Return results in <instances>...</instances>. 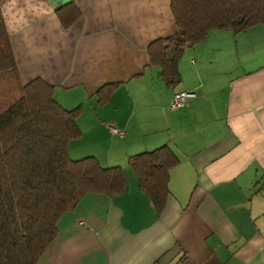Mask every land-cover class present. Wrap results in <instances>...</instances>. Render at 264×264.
Returning <instances> with one entry per match:
<instances>
[{"label":"crops","instance_id":"1","mask_svg":"<svg viewBox=\"0 0 264 264\" xmlns=\"http://www.w3.org/2000/svg\"><path fill=\"white\" fill-rule=\"evenodd\" d=\"M70 3L82 17L67 30L57 16L65 0H0V9L22 83L42 79L65 109L83 108L70 157L122 167L126 190L87 196L37 264H264V26L211 31L168 87L148 50L177 33L171 0ZM179 93L195 97L174 109ZM165 145L180 164L158 214L129 159Z\"/></svg>","mask_w":264,"mask_h":264},{"label":"trees","instance_id":"2","mask_svg":"<svg viewBox=\"0 0 264 264\" xmlns=\"http://www.w3.org/2000/svg\"><path fill=\"white\" fill-rule=\"evenodd\" d=\"M174 36L149 47L150 67L174 87L181 82L183 53L211 31L235 35L264 26V0H171ZM64 29L82 17L70 3L59 7ZM117 86L99 92L101 104ZM83 108L65 109L42 79L23 84L0 9V264H37L58 236V225L91 194L113 197L126 190L122 167L104 168L95 157L73 160L71 142L82 134ZM180 164L168 145L130 157L141 191L161 214L170 195V172Z\"/></svg>","mask_w":264,"mask_h":264},{"label":"built area","instance_id":"3","mask_svg":"<svg viewBox=\"0 0 264 264\" xmlns=\"http://www.w3.org/2000/svg\"><path fill=\"white\" fill-rule=\"evenodd\" d=\"M194 97H195V94L193 93L176 94L173 99L172 107L174 109L184 108L187 106L188 101ZM109 130L113 135L119 136L121 138L125 136V133L116 127H109Z\"/></svg>","mask_w":264,"mask_h":264},{"label":"rangeland","instance_id":"4","mask_svg":"<svg viewBox=\"0 0 264 264\" xmlns=\"http://www.w3.org/2000/svg\"><path fill=\"white\" fill-rule=\"evenodd\" d=\"M218 42H213V40L212 39H209L208 40V42L206 43L207 45V48H210V49H212V48H215L216 47V44H217ZM232 48H236L235 47V44L233 45V47ZM189 50H191V49H188V51ZM186 52H187V50L183 53V55H182V57H181V59H180V61H179V63L182 61V59H183V57H184V55L186 54ZM119 137V136H118Z\"/></svg>","mask_w":264,"mask_h":264},{"label":"water","instance_id":"5","mask_svg":"<svg viewBox=\"0 0 264 264\" xmlns=\"http://www.w3.org/2000/svg\"><path fill=\"white\" fill-rule=\"evenodd\" d=\"M69 1H70V0H65V3L67 4ZM66 4H65V5H66Z\"/></svg>","mask_w":264,"mask_h":264}]
</instances>
